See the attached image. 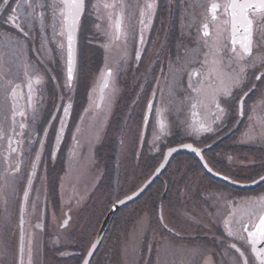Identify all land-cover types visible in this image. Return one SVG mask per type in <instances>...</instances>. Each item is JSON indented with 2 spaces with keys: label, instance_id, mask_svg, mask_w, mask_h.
Here are the masks:
<instances>
[{
  "label": "flooded vegetation",
  "instance_id": "flooded-vegetation-1",
  "mask_svg": "<svg viewBox=\"0 0 264 264\" xmlns=\"http://www.w3.org/2000/svg\"><path fill=\"white\" fill-rule=\"evenodd\" d=\"M170 1V22L161 38L158 29L165 27L164 7H160V0H155L156 7L149 18L145 9V4L149 2L141 0L134 26L136 35L130 37L134 50L130 49V52L118 58L124 76L120 84L115 80L118 75L115 63L105 68L103 59L93 83L84 86L79 79V54L71 87H67V41L66 53L60 56L62 68L56 74L53 65L45 66L47 79L42 74L36 76L27 73L23 75L22 81L14 84L19 85V89L15 97L10 93V115L4 122L0 121L4 140H0V144H5L0 150V181L11 185L15 192L10 204L11 220L6 224L10 237L9 248L0 255V264H49V253L54 254L52 261L57 259L58 264H81L115 202L144 185L170 147L192 143L202 149L219 140L213 148L203 151V156L214 170L243 182L261 176L249 174L256 165L247 164V161L251 158V150L264 152V76L260 80L255 79L264 68L257 64L247 69L243 91L234 90L227 103H222L226 114L221 119H215L217 113L214 105H197L193 108L192 97L195 93L188 88L189 74L193 69L203 71L202 61L208 49L204 46L202 23L208 16L211 0H206L204 7H192V10L185 11L188 15L176 13L175 0ZM1 2L3 10L0 11V19H4L7 9L1 6ZM114 2H117V7L109 8L110 20H113L110 39L116 35L115 21L121 11L118 0ZM86 10L81 20V45L83 33L91 31L94 21L87 5ZM141 12L145 14L141 16ZM124 21L123 10V32ZM4 24L12 28L10 24ZM209 30L213 39L217 34L219 43H229L228 33L223 32L222 27L216 31L210 24ZM221 32L223 34L218 36ZM141 35L143 43L140 42ZM121 39L113 41L119 43ZM87 41L93 42L89 37ZM258 54L254 50L251 57L246 56L240 63L251 65ZM131 67L135 68L137 77L128 91L122 83H128L127 75ZM109 70L111 75H108ZM38 79L39 83L36 82ZM198 79L200 77H192L193 82ZM105 82L108 87H104ZM29 83L32 93H29ZM50 91L51 94L56 93V99L54 110L48 115L52 104L47 103ZM244 92L248 94L245 96ZM240 99L244 101L242 114ZM112 101L114 106L109 108L111 105L108 106V103ZM69 102L72 107L65 116L63 109ZM13 103L26 113L25 117H16L17 131H20L19 122L26 124L22 136L11 131ZM132 103L134 110L130 112L133 117L126 127L122 145L120 135ZM205 103H208L207 100ZM201 125L204 128L200 131L192 130L193 126L200 128ZM209 127L212 131L206 130ZM9 136L13 137L12 148H16L17 152H10ZM116 157L118 160L115 163ZM183 160L190 161L185 166V172L199 170L198 176H189L193 181L185 173L182 177L174 176L183 168ZM174 163L178 166L171 171ZM17 166L19 171H16ZM117 168L118 189L117 182L115 184ZM228 168L232 171L227 172ZM133 171L138 173L135 178L139 176L138 180H145L139 186L132 184L125 189L127 178ZM237 176L244 179H238ZM25 192L28 194L27 199ZM211 193L216 194L213 200ZM147 199L153 205L152 212L157 215L154 217L156 223L161 220L164 224L162 206L173 203V206H177V213L185 219L183 221L199 229L195 234L204 235L202 227L205 232L217 227V234L228 240L231 237L228 227L231 225H226L227 218L246 210L247 214L239 224V231H243L246 243L242 245L237 239L229 241V245H236V248L230 246L232 253L240 256L242 252V260L246 259L247 264L250 260L246 252L251 254V263L257 262L245 225L251 231L252 224L264 210L255 216L254 213L251 215V191L215 178L197 154L187 151L173 155L152 185L139 198L114 214L100 247L106 241L112 223L132 206H140ZM170 200L171 204L168 203ZM6 213V202L0 199V219H4ZM36 231L41 237L39 248L34 246L32 239L36 238ZM158 252V249L148 251L147 262L155 264ZM95 257L90 264H94Z\"/></svg>",
  "mask_w": 264,
  "mask_h": 264
},
{
  "label": "rangeland",
  "instance_id": "rangeland-1",
  "mask_svg": "<svg viewBox=\"0 0 264 264\" xmlns=\"http://www.w3.org/2000/svg\"><path fill=\"white\" fill-rule=\"evenodd\" d=\"M147 1L150 3L152 0ZM31 2L35 3V0H31ZM40 2L45 5L44 8H30L27 6L25 0H8V5L6 6L3 5V0L1 2V6L7 9L5 17H3L4 19H0L1 122H4L6 117L9 116L11 112V89L14 84L23 80V75H25L26 72L30 73V75L35 74L36 76H41L42 74V76L47 79V75H45L46 72L44 70L45 66L50 67L53 65L55 74L59 71L60 67L62 68V59L60 56L62 53H66V34L64 36L59 35L61 24L59 18H57L55 21L53 20L52 10L50 8L52 0H40ZM160 2V7L165 8V10L163 8L162 13H165L163 21L166 28L163 27L158 29V34L162 38L164 37L163 35L166 32V29H168L167 24L169 25L170 22L169 11H171L172 7H170V0H160ZM205 2L206 0H175L174 9L176 13L188 15L185 13V11L192 10V7H204ZM105 3H114V0L87 1V7H90L89 13L91 14V19L94 21L93 24H91V31L89 30L87 33H83L82 45L79 35V79L80 83H84V86H90V84L93 83V80L98 72L97 70L100 67L98 65L103 59L102 65H105V68L106 66L115 63V70L117 71L116 74H118L115 77V80L117 84H120L124 76L121 70V60L118 58L123 57V53L130 52V49L134 50L133 42L130 43V37L133 38V36L136 35V29L134 26L137 19V7L141 3V0H123L125 5L123 9L125 11L124 33L126 35L122 36V39L119 41V43L114 42L113 39H110L109 37L110 34H113L111 29L113 20H110L109 8L103 7ZM17 4H19V7H17ZM96 5H99V7H96ZM168 7H170V9ZM87 10H89V8ZM13 12H15L20 18L19 22L25 28V31L29 32L28 37H24L23 33H20L17 29L13 27L10 28L4 24L6 17ZM41 12L44 13L43 19L45 26L43 31L40 29L39 13ZM53 23H55L56 26L55 33L53 32L52 28ZM86 24L88 26V22ZM219 27L223 28L222 25ZM218 28H216V31H218ZM216 36L217 34H215L214 39H216ZM88 37L90 38V41L93 40L92 43H88ZM42 44L45 45V49H41ZM60 45H63V47ZM97 45L101 50L97 47ZM110 59L111 61L109 62ZM26 65H31V67L26 69ZM118 77L122 78L120 79ZM136 77V70L134 67H131L129 74L127 75L128 83H122L123 87L130 91ZM118 90L119 88L117 86V91ZM47 96V103H52L47 114L51 115L55 106L54 101L56 99V93L53 92L51 94L50 91ZM133 105L134 103H132L129 107L130 109L127 116V121L125 120L123 130L121 131L120 137L122 136V145L126 127H128L127 125H130L132 121L133 114L131 115L130 110H134V107L132 109ZM108 106L109 108H112L114 106V102L112 101L110 104L108 103ZM0 140L4 141L3 139ZM218 141L219 140H215L209 145L215 143L213 145L215 146ZM4 147L5 144L3 142L0 144V150ZM117 160L118 159L116 157L115 163ZM189 163L190 161H181L183 168L179 173H176L177 175L174 176L182 177L184 173L188 175L187 178L189 179H191L189 176L193 174L198 176V169L195 171L192 169L188 171V173L185 172V166ZM248 163L256 165L254 168L255 170L253 169L254 172L251 170L249 171V174L251 172V174H261V176L264 175L263 151L251 150V158L248 159L247 164ZM191 164H193V161ZM177 166L178 164L174 163L171 171L176 170ZM226 170L227 172L232 171L230 168ZM118 174L117 168L115 179V184L117 182V189ZM136 175H138L136 171H133L132 174L130 173L126 181L127 186L125 189H128L132 184L139 186L145 180V178L138 180L139 176L135 178ZM237 178L244 179L239 176H237ZM191 181H193V179H191ZM260 186L258 190L251 191V196L253 197L251 200V215L254 213V216L264 210V207L261 206L259 200L260 197L264 196V182ZM222 192L225 193V191ZM13 195H15L14 188L12 189L11 185L9 186V184L7 185L6 183L0 181V199H3L6 202L7 208V213L5 214L4 219L2 217V219H0V255H3V250L8 251L9 248L10 237L8 235L6 224H8L11 220L10 204L13 200ZM215 196L216 194L211 193V200H213ZM149 200L150 199L144 200V203L140 206H132L131 209H129L112 223L110 232L106 237V241L96 253L97 255L94 258V264H152L147 262L146 256L148 255V251H155L156 249H158L159 252L158 258L155 260V264H208L209 261L211 264H243L241 255L239 256L235 253H232V248L230 247L231 245H229V241H237L238 239V242L242 245L246 243V237L243 235V231H239V224L240 222H243V217L247 214L246 210L240 211V213L238 211L237 213L239 214L236 213L227 218L226 222H228L227 224L230 223V228L235 234V236H231L228 240L227 237L223 238L221 235L217 234L216 225H214L216 228L207 229V232L203 230V227L201 228L202 234H206V237L204 235L200 236L195 234L196 232H199V229L196 227L192 228L183 221L185 219L178 214L179 212L177 209H175L177 206H173V203L171 204V200L168 202L171 205L164 204V206H162L164 211L163 213L165 215L164 224H162L163 222L161 220L160 222L156 223L154 217L157 215L152 212L153 205L151 202H149ZM184 233L186 235H184ZM39 234L40 233L36 231V238H32L33 244L37 248H39L41 243V237ZM240 237L242 239H240ZM246 255L249 257V264H258L256 261L251 263V254L246 252ZM53 256L54 254L49 253V258L51 257L49 264H58L57 259L55 262L52 261V259H54ZM70 263L71 262H69V264Z\"/></svg>",
  "mask_w": 264,
  "mask_h": 264
},
{
  "label": "snow or ice",
  "instance_id": "snow-or-ice-1",
  "mask_svg": "<svg viewBox=\"0 0 264 264\" xmlns=\"http://www.w3.org/2000/svg\"><path fill=\"white\" fill-rule=\"evenodd\" d=\"M26 4L30 8H44L45 5L40 2V0H35V3L31 0H25ZM119 7L121 9L116 21L115 30L116 35L113 37L114 40L120 39L126 34L122 29L123 21V9L125 7L123 0H118ZM3 5H8V0H3ZM19 7V4H17ZM86 0H52L50 8L52 10L53 20L57 18L60 20L61 29L59 31L60 36L67 35V82L66 86L71 87V81L73 80V67H74V36L78 29V25L81 16L85 12ZM99 7V5H96ZM105 8H116L117 2L105 3L103 5ZM156 7L155 0L151 3L145 4V9L149 18ZM3 8L0 7V11ZM208 16L205 17V22L202 23V31L204 37V46L208 49L204 54V60L202 61L203 71L193 69L189 74L188 88L191 89L195 96L192 97L194 100L193 108L197 105H202L208 107V104L214 105L216 109L215 119L219 120L226 114V109L222 107V103H227L228 99L232 97L234 90L243 91L245 81L247 78V69L249 67H256L257 64L264 68V0H211L208 9ZM145 13L141 12V16ZM40 17V29H44V13H39ZM20 18L15 12L8 15L5 22L10 24L13 28L17 29L20 33H23L24 37L29 36V32L25 31V28L19 22ZM143 23V21H142ZM210 24L213 28H218L223 26V32L228 33L227 44L219 43L217 39L212 38V32H210ZM53 32H56L55 23L52 25ZM223 33H218L222 35ZM141 43H143V36L141 35ZM63 47V45H60ZM238 46V47H237ZM41 49H45V45H41ZM256 50L259 54L255 58V62L251 65L241 64L240 61L244 60L246 56L251 57ZM227 52V55H225ZM26 69L31 67V65H26ZM27 75V72H26ZM108 75H111L109 70ZM261 76H264V71L260 75L255 77L256 80H260ZM192 77H200V79L195 82L192 81ZM31 80V77H29ZM37 83L40 82L38 79ZM11 83V82H10ZM104 87H108L107 82H105ZM254 88L255 85H252ZM29 93H32V85H28ZM19 85H15L11 89V95L15 97L17 95V90ZM251 91V88L249 89ZM248 93L244 92L246 96ZM207 100L208 103H205ZM243 99L239 100V105L241 109V114L243 110ZM34 107V105H33ZM72 105L69 102L67 107L63 109L64 115L69 114V110ZM151 109V105H149ZM25 117L26 113L22 109H18L16 104L12 105V115L11 120L13 127L11 129L12 133L18 136L23 135V129L26 127L24 122H19L17 131V120L16 117ZM35 119V116H33ZM215 122V121H214ZM204 128L201 125L200 128L195 126L192 127L193 131H200ZM163 125L161 126V132H163ZM207 131H212L209 127ZM3 138V129L0 128V139ZM12 136L8 137V146L10 152H17L16 148H12ZM184 147L192 149L193 151H198L192 148V145H184ZM176 151V149H170L169 153ZM39 159V156H37ZM35 167V165H34ZM16 171H19L17 166ZM211 171V169H209ZM228 179V177H224ZM254 183L264 182V176L260 178V181H253ZM31 183V181H29ZM235 183V182H234ZM143 191V189H141ZM27 192H25V199H27ZM138 195V193H137ZM133 197H128L132 199ZM261 206L264 207V196L259 198ZM119 203H124V201H119ZM162 219V217H161ZM228 222H226L227 225ZM166 227V226H165ZM245 231L248 232V236L251 237L250 243L253 246V250L256 251V244L258 242H264V211H262L257 217L256 221L252 224V230L248 231L247 225H245ZM228 235L233 236L234 233L230 227H228ZM232 248H236L235 244L231 245ZM95 245H93V249ZM240 252L239 249H236ZM91 255V252H89ZM241 257L243 253L240 252ZM258 256L264 257V252H257ZM84 264H88L85 260ZM208 264H211L209 261ZM243 264H247V260L244 259ZM261 264H264V258L261 259Z\"/></svg>",
  "mask_w": 264,
  "mask_h": 264
},
{
  "label": "water",
  "instance_id": "water-1",
  "mask_svg": "<svg viewBox=\"0 0 264 264\" xmlns=\"http://www.w3.org/2000/svg\"><path fill=\"white\" fill-rule=\"evenodd\" d=\"M85 9H86V7H85ZM82 16H81V19H82ZM81 19H80V22H81ZM80 22H79L78 29H77V31L75 33V36H74V45H73V47H74V67H73V72H74V70L76 68V65H77L78 38H79ZM214 144L215 143H213L212 145H209V146H207L205 148H202V149L196 147L192 143L181 144V145H177V146L168 148L167 151H166V154H165V157H164L163 161L160 163L159 167L155 170V172L152 174V176L144 183V185H142L135 192H133V193L125 196L121 200H119V201H124V203H119V201L115 202V204L112 206V208L110 209V211L108 212V214L104 218L102 226H101V229H100L99 233L97 234L94 242L92 243L89 251L87 252V254H86V256L83 259L81 264H84L85 260H87L88 264H90L92 258L94 257L95 253L97 252L98 247L100 246V244H101V242L103 240L105 232H106V230H107V228L109 226V223H110L111 219L113 218L114 214L117 211H119L123 206H125V205L131 203L132 201L136 200L137 198H139L152 185V183L161 175V173L165 170V168H166L169 160L171 159V157L173 155L177 154V153L187 151V152H192V153L197 154L201 158V161L204 164L205 168L208 170V172L212 176H214L217 179H220V180H223V181H227V182H229V183H231L233 185H236L238 187L248 189V188H255L259 184H261V183H254L253 181L248 182V183L239 182V181L233 180L232 178H230V177H228V176H226V175H224V174H222V173H220L218 171H215L209 165V163L207 162V160L203 156V151L208 149V148H210V147H212ZM184 145H192V148L197 149L198 151H193L192 149L184 147ZM170 149H176V151H172L171 153H169ZM209 169H211V171H209ZM224 177H228V179H224ZM261 177H259L258 179L254 180V181H260ZM141 189H143V191H141ZM137 193H138V195H137ZM128 197H133V198L132 199H128ZM93 245H95L94 249H93ZM255 247H256V251H254V253L256 255H257V252H264V242H258ZM89 252H91V255H89ZM257 257L259 258L260 262H261V259L264 258V257L258 256V255H257Z\"/></svg>",
  "mask_w": 264,
  "mask_h": 264
},
{
  "label": "trees",
  "instance_id": "trees-1",
  "mask_svg": "<svg viewBox=\"0 0 264 264\" xmlns=\"http://www.w3.org/2000/svg\"><path fill=\"white\" fill-rule=\"evenodd\" d=\"M261 187V186H260ZM260 187H257V188H255V189H251V191H256V190H258V188H260ZM97 255V254H96Z\"/></svg>",
  "mask_w": 264,
  "mask_h": 264
}]
</instances>
